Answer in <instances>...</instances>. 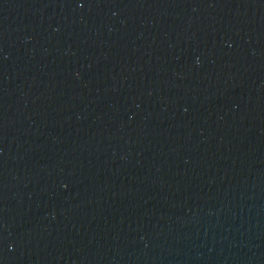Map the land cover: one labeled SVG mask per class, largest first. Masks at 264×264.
Listing matches in <instances>:
<instances>
[{
  "label": "water",
  "instance_id": "obj_1",
  "mask_svg": "<svg viewBox=\"0 0 264 264\" xmlns=\"http://www.w3.org/2000/svg\"><path fill=\"white\" fill-rule=\"evenodd\" d=\"M0 264H264V0H0Z\"/></svg>",
  "mask_w": 264,
  "mask_h": 264
}]
</instances>
